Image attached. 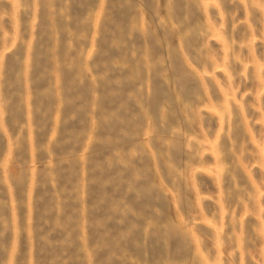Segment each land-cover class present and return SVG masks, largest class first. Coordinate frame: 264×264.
Returning a JSON list of instances; mask_svg holds the SVG:
<instances>
[{
	"label": "rangeland",
	"instance_id": "374dc122",
	"mask_svg": "<svg viewBox=\"0 0 264 264\" xmlns=\"http://www.w3.org/2000/svg\"><path fill=\"white\" fill-rule=\"evenodd\" d=\"M0 264H264V0H0Z\"/></svg>",
	"mask_w": 264,
	"mask_h": 264
}]
</instances>
